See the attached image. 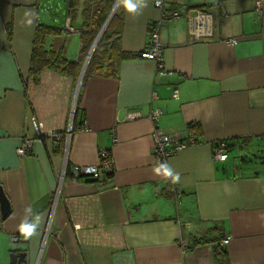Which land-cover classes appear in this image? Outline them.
I'll return each mask as SVG.
<instances>
[{"label":"crops","instance_id":"0c3cea01","mask_svg":"<svg viewBox=\"0 0 264 264\" xmlns=\"http://www.w3.org/2000/svg\"><path fill=\"white\" fill-rule=\"evenodd\" d=\"M77 1L72 9L68 0H0V186L11 207L0 220V264L24 251L26 264H216L218 243L229 264H264V163L258 171L239 165L264 147V0L260 11L257 0H165V10L184 11L160 29L162 68L139 55L162 17L156 0L135 14L118 3L120 47L133 56L117 75L85 76L86 55L73 74L46 67L35 83L38 25L60 28L45 36V49L80 58L85 0ZM200 11L207 25L196 41ZM69 21L77 31L66 29ZM153 108L162 110L155 121ZM71 123L69 141L51 136ZM156 129L198 140L164 163L179 173L177 183L154 171L163 164ZM26 137L33 147L20 156ZM218 140L234 146L233 158L214 159ZM100 150L111 154L112 174L73 176L74 165L98 164ZM26 208L43 223L14 242Z\"/></svg>","mask_w":264,"mask_h":264},{"label":"trees","instance_id":"16d2710c","mask_svg":"<svg viewBox=\"0 0 264 264\" xmlns=\"http://www.w3.org/2000/svg\"><path fill=\"white\" fill-rule=\"evenodd\" d=\"M116 0H85L82 14L83 21L81 25V37L83 47L80 58L70 60L65 56L63 49L47 50L45 49V36L59 32L60 28L55 26L38 25L36 30V39L32 53L30 73L35 83L41 78V72L44 68L49 67L67 74H73L80 69L84 58L86 57L96 36L104 25ZM69 7L76 8L77 0H68ZM119 9V8H118ZM120 12L117 10L108 23L104 33L98 41L91 59L89 61L86 74L93 75H117L118 63L133 55L122 51L120 47V31L119 24ZM9 35L11 27H8ZM79 111L76 110L74 117V128L79 125ZM197 127L196 123L189 124L190 129ZM107 176V175H106ZM214 257L216 264H229V255L225 247L219 243L214 246Z\"/></svg>","mask_w":264,"mask_h":264},{"label":"built area","instance_id":"2783aa9c","mask_svg":"<svg viewBox=\"0 0 264 264\" xmlns=\"http://www.w3.org/2000/svg\"><path fill=\"white\" fill-rule=\"evenodd\" d=\"M258 2V10L260 11L262 8L263 0H257ZM155 5L161 9L162 17L159 18L152 24L147 47L140 52V56L142 58L152 59L154 60L159 68L163 67V45L160 41V29L162 25L167 20H171L174 18H178L183 15V8H176L171 11L165 10V0H156ZM206 13L200 11L195 16L196 21L195 25L198 28V31L193 32V39L198 41L203 37L202 32L200 31L204 26L207 25V17ZM206 18V19H205ZM204 20V21H203ZM67 30L70 32L77 31V28L71 24L69 21L66 26ZM232 43H236V39L230 40ZM174 96L177 97V90L174 91ZM155 97V94H154ZM162 114V110L160 108H153L150 110L149 117L152 120H157ZM140 115L138 111H132L129 113V117L136 118ZM35 129L38 135H41L39 130V126L37 123V119L35 116L32 117ZM84 127V126H82ZM73 129V124L71 123L67 131L61 132L56 131L51 134L53 138H61L65 136V139L69 141L71 133ZM154 136V155L158 162L166 163L167 159L177 153L178 151L186 148L190 144L197 143V138L194 135H188L186 137L179 136L177 134H166L163 133L160 129H156L153 133ZM34 139L31 137H26L22 139L21 144L17 148V153L20 156H24L28 154L33 147ZM234 148L233 145H230L226 140H218L213 142V157L217 162H226L230 157L231 149ZM72 174L78 178L89 177L94 180H101L102 175L112 174L114 171V162L111 154L106 150L99 151V162L98 164L91 165H74L72 166ZM20 234H14L12 236V240L17 242L23 239ZM230 236H227L222 240V243H228L230 240ZM25 239V238H24Z\"/></svg>","mask_w":264,"mask_h":264},{"label":"clouds","instance_id":"9594fccd","mask_svg":"<svg viewBox=\"0 0 264 264\" xmlns=\"http://www.w3.org/2000/svg\"><path fill=\"white\" fill-rule=\"evenodd\" d=\"M120 6H122L125 11L128 13H137L138 11H142L144 8L148 6V0H118ZM154 171L156 174H162L165 177H170L173 183L179 182L180 176L179 173H174L173 170L167 164L158 165ZM29 215H31V209H25V216L21 220L18 225L19 234L25 239H29L38 234V230L40 229L43 220L42 216L39 214H35L29 219Z\"/></svg>","mask_w":264,"mask_h":264},{"label":"water","instance_id":"95a60500","mask_svg":"<svg viewBox=\"0 0 264 264\" xmlns=\"http://www.w3.org/2000/svg\"><path fill=\"white\" fill-rule=\"evenodd\" d=\"M117 6H118V0L115 1L114 5L111 9V12L109 13L104 25L102 26L101 30L99 31L98 35L96 36L88 54H87V57H86V60L84 62V66L82 69V74L85 72V69H86L88 62H89V60L93 54V51H94L98 41L100 40L102 34L104 33L108 23L110 22L112 16L114 15ZM10 210H11L10 202H9L2 186H0V220L2 218H5L10 213ZM10 255H11V262L13 264H15V263L26 264V262H27V252L26 251L20 252V253L12 252Z\"/></svg>","mask_w":264,"mask_h":264},{"label":"rangeland","instance_id":"374dc122","mask_svg":"<svg viewBox=\"0 0 264 264\" xmlns=\"http://www.w3.org/2000/svg\"><path fill=\"white\" fill-rule=\"evenodd\" d=\"M60 1L61 0H54L55 4L59 3ZM60 12L61 10H58V13ZM62 21H63V18H62ZM51 22L53 23L54 21L51 20ZM58 24H60V22ZM67 57H70V56H67ZM230 153H231V158H233L236 154V150L232 149ZM248 159H249V162L248 164H246L244 163V161L241 160V158H239V165L244 168L248 166L250 171H258L260 169L261 164L264 163V147L258 146V147L252 148L250 150V155Z\"/></svg>","mask_w":264,"mask_h":264}]
</instances>
